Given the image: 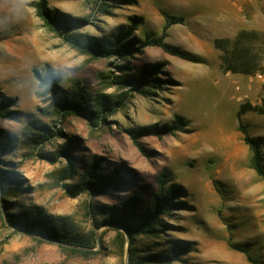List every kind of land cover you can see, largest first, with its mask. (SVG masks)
I'll return each instance as SVG.
<instances>
[{
  "label": "rangeland",
  "instance_id": "1",
  "mask_svg": "<svg viewBox=\"0 0 264 264\" xmlns=\"http://www.w3.org/2000/svg\"><path fill=\"white\" fill-rule=\"evenodd\" d=\"M37 1L0 0V95L13 100L12 110L20 114L18 120L0 119V141L5 144L0 149V177L8 182V195L0 190L7 201L0 208V264H128L127 233L117 225L100 224L105 214L92 215L89 205L119 210L134 202V216L142 215L150 209L162 171L169 176L165 187L182 188L177 200L184 207L160 216L155 235L136 237L132 248L135 255L144 256H162L175 246L186 248L187 253L181 261L145 263L137 258L134 264H250L244 253L229 244L244 248L264 264V181L250 166L236 117L240 105H260L264 100V31L250 26L256 10L264 21V0H104L109 4L105 13L98 11L96 0H45L68 33L96 48L109 46L116 37L127 38L136 48L128 58L97 59L77 52L49 31L37 16L33 6ZM78 19L85 22L74 27ZM172 20L176 23L166 29L163 42L201 63L170 55L155 45L141 47L145 40L156 41ZM241 31L255 33L249 46L261 68L250 74L223 73L213 39L233 38ZM155 63L163 64L156 87L138 90L110 83L123 70L138 74ZM48 70L59 86L56 93L78 91L88 112L99 110L103 99H115L127 90L132 97L113 112L103 111L104 124L91 126L85 117L58 120L43 115L50 94L34 74L45 76ZM175 115L187 122V131L140 137L147 156L141 155L130 132L169 125ZM29 119L54 125L63 135L43 148L28 145ZM241 121L250 136L260 140L264 155V115L249 111ZM65 147L80 174L96 157L100 173L114 172L121 187L110 194L68 195L64 184L77 180L60 179L66 160L58 152ZM6 212L18 225L9 223ZM20 226L66 236L93 233L91 250L99 253L89 259L72 256L56 242L34 238Z\"/></svg>",
  "mask_w": 264,
  "mask_h": 264
},
{
  "label": "trees",
  "instance_id": "2",
  "mask_svg": "<svg viewBox=\"0 0 264 264\" xmlns=\"http://www.w3.org/2000/svg\"><path fill=\"white\" fill-rule=\"evenodd\" d=\"M98 11L107 12V4L104 0H96ZM37 16L43 21L47 29L57 36H59L65 43L71 48L75 49L81 54L89 55L93 59L100 57H109L111 55L118 57L131 56V51L134 48L131 41L127 38L121 40L116 37L115 40L109 44V46L99 49L93 44L83 41L75 34L68 33V27L55 16L47 7L45 0H38L33 4ZM84 19H78L74 27H80L84 23ZM176 22L172 20L167 22L163 27L161 36L154 42L145 40L142 42L141 47L147 45H155L163 49L166 53L179 57L189 62L201 63L198 58L192 55L179 52L177 50L169 49L163 42L165 31L171 24ZM131 31L132 26H128ZM128 32L127 35H130ZM255 33L248 31H241L233 38H215L213 39V48L219 52V67L223 73L231 74H250L255 70H259L261 67L257 63V56L252 52L249 46V42L255 38ZM162 63H155L146 65L138 74H127L128 70H123L120 76L112 78L110 83L118 85L121 88H128L129 86L139 89H145V87H156L159 82L158 74L162 72ZM35 77L40 83L46 86L49 91V105L42 110L43 115L56 116L58 120L65 121L68 117H85L89 120L90 125H97V123H105L106 118L103 116V111H115L117 107H123L129 97H132L130 90L126 93L116 97L115 99H106L100 102L99 110H91L88 112L84 104L82 103V95L78 91L73 93L59 94L56 93L59 90V86L53 80V74L50 70L46 72L45 76H42L39 72L34 71ZM102 75H99L101 78ZM109 83V82H108ZM14 101L7 97L0 95V119L1 120H18L19 112L12 110ZM254 112L264 115V100L260 105L242 104L236 113L238 120L237 129L242 135L243 143L247 146L250 153V166L259 179L264 181V155L262 152L261 142L258 138L250 136L247 127L242 123L241 117L247 112ZM187 122L178 115L174 116L171 124L165 126L153 125L145 127L137 133L130 132V138L133 145L140 152L141 155L147 156L143 149L139 139L143 136H156L162 137L164 135H174L177 132L187 131ZM27 131L25 134V143L28 145H38L40 148L53 137L62 136L61 130H56L55 126H48L39 119H29L26 122ZM1 136V131H0ZM5 144L0 141V149L4 148ZM66 160V166L60 171L61 180H74L77 182L74 184H64L63 188L70 196L77 195L83 191H90L92 193H105L110 194L111 189L121 187V184L116 182L114 178L115 173L109 175H102L100 173V162L98 158H93L88 163L82 174L79 173L74 161V156L71 154L67 147L64 150L59 151ZM158 191L155 194L149 211L144 212L142 215L134 216L136 210V204L134 202L127 204L125 207L117 210L116 206L105 207L101 205H89L90 213L92 215L105 214L100 224L105 225H117L121 227L128 235L130 239L129 248V261L128 264H134L139 260L145 261V263H156L158 261H164V263L181 261V257L187 253L186 248H179L175 246L169 250H164L163 255L159 253H149L147 255H135L132 248L133 240L139 236H153L159 226V217L168 216L172 210H180L184 207V203L177 200L182 195V188L178 185L170 184L165 187L169 181V176L165 171H162L156 178ZM0 190L2 195H8V182L4 178L0 177ZM7 201L4 197L0 196V208L6 207ZM117 210V211H113ZM113 211V212H112ZM133 213V216L131 215ZM7 219L11 225L15 224L12 220L13 215L6 212ZM132 217V218H131ZM20 225V224H19ZM20 228L28 231L34 238L40 237L56 242L59 247L66 249L72 256L80 257L83 259H89L99 253V251H93L95 247V236L90 233V237L82 236H66L65 234L58 232H51L44 229H34L29 226H20ZM38 238V239H40ZM117 238L123 244V235L118 232ZM229 247L244 253L250 264H258L255 258H252L244 248H239L229 244Z\"/></svg>",
  "mask_w": 264,
  "mask_h": 264
},
{
  "label": "crops",
  "instance_id": "3",
  "mask_svg": "<svg viewBox=\"0 0 264 264\" xmlns=\"http://www.w3.org/2000/svg\"><path fill=\"white\" fill-rule=\"evenodd\" d=\"M236 1L244 2L246 0H236ZM248 1H251V0H248ZM262 18L263 16L260 14L259 11L256 10L251 15L250 26L256 28L257 30L264 31V21H262L263 20Z\"/></svg>",
  "mask_w": 264,
  "mask_h": 264
},
{
  "label": "built area",
  "instance_id": "4",
  "mask_svg": "<svg viewBox=\"0 0 264 264\" xmlns=\"http://www.w3.org/2000/svg\"><path fill=\"white\" fill-rule=\"evenodd\" d=\"M256 77L261 78V75L260 74H256Z\"/></svg>",
  "mask_w": 264,
  "mask_h": 264
}]
</instances>
